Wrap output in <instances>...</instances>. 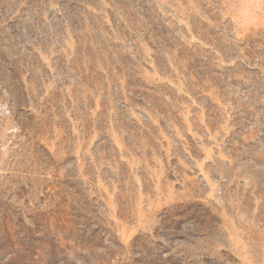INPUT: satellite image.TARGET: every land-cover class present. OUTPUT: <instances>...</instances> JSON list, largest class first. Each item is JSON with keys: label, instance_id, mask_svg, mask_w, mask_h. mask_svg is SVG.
I'll return each instance as SVG.
<instances>
[{"label": "rangeland", "instance_id": "1", "mask_svg": "<svg viewBox=\"0 0 264 264\" xmlns=\"http://www.w3.org/2000/svg\"><path fill=\"white\" fill-rule=\"evenodd\" d=\"M0 264H264V0H0Z\"/></svg>", "mask_w": 264, "mask_h": 264}]
</instances>
